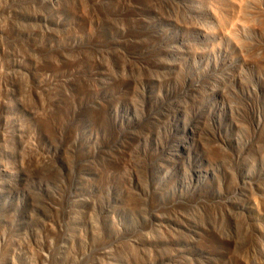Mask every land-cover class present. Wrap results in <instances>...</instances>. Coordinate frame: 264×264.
<instances>
[{
	"label": "rangeland",
	"instance_id": "obj_1",
	"mask_svg": "<svg viewBox=\"0 0 264 264\" xmlns=\"http://www.w3.org/2000/svg\"><path fill=\"white\" fill-rule=\"evenodd\" d=\"M0 264H264V0H0Z\"/></svg>",
	"mask_w": 264,
	"mask_h": 264
},
{
	"label": "bare ground",
	"instance_id": "obj_2",
	"mask_svg": "<svg viewBox=\"0 0 264 264\" xmlns=\"http://www.w3.org/2000/svg\"><path fill=\"white\" fill-rule=\"evenodd\" d=\"M232 33V32H231Z\"/></svg>",
	"mask_w": 264,
	"mask_h": 264
}]
</instances>
